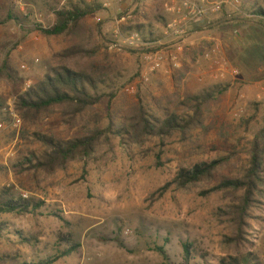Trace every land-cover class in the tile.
<instances>
[{
    "label": "rangeland",
    "instance_id": "obj_1",
    "mask_svg": "<svg viewBox=\"0 0 264 264\" xmlns=\"http://www.w3.org/2000/svg\"><path fill=\"white\" fill-rule=\"evenodd\" d=\"M77 1L36 0L34 4L19 0L21 4H17L14 0H0L1 15L12 8L21 17L28 16L22 24L0 26V61L9 54L12 66L24 79L21 93L60 64L59 55L69 48L73 38L47 37L42 29L52 28L56 11ZM139 1L143 2L126 0V6L135 8ZM143 5L156 35L161 37L164 26L157 18L165 16L164 0H144ZM114 6L113 12L104 8L105 12L86 21L87 36L101 48L102 58L110 57L117 67L118 81L123 84L111 107L104 103L76 119L70 118L68 108L61 107L37 124H25L16 109L18 95L12 85L0 80V100L5 107L11 104L23 121L21 128L14 129L10 119L0 115V123H6V128L0 129V191L9 189L18 198L27 193L28 199L44 203L35 214L2 216L11 234H6L10 242L3 241L0 252L19 250L27 259H47L60 250L56 247L59 234H73L81 248L57 264H186L187 243L193 244L196 251L193 264H219L232 254L225 243L230 230L221 217V209H227L231 199L224 193H209L218 181L199 182L187 189L173 182L181 169H192L234 151L237 155L218 171L217 178L237 176L248 167L249 142L264 126V30L252 24L228 30L214 26L223 15H236L237 9L230 3L223 7L224 14L210 15L205 26L189 37L184 53L178 54L179 67L175 68L169 56L164 55V69L150 72V66L144 64L146 48L109 51V44L117 40L114 32L120 17ZM215 43L222 48L216 58L229 62L224 75L213 60H205L201 53L193 63L187 61L189 71L178 84L176 77L181 75L186 53L192 48L211 49ZM168 69L172 70L170 75L165 72ZM146 72L150 76L148 83L142 80ZM217 85L228 90L205 111L208 131L196 130L187 141L175 135L165 141L154 138L144 146H130L112 137L91 159L74 161L65 171L52 176L22 172L20 164L25 158L45 150L37 134L76 137L106 126L111 117L126 116L139 98L153 109L172 100L182 112L186 107L181 103L187 102L188 94ZM130 86L134 92L127 91ZM253 116L256 121L248 127L245 121ZM250 226V249L264 264V214L255 213ZM17 232L26 238H38L37 248L19 245ZM66 246L63 243L61 249ZM156 246L163 247L168 257L157 252Z\"/></svg>",
    "mask_w": 264,
    "mask_h": 264
},
{
    "label": "trees",
    "instance_id": "obj_2",
    "mask_svg": "<svg viewBox=\"0 0 264 264\" xmlns=\"http://www.w3.org/2000/svg\"><path fill=\"white\" fill-rule=\"evenodd\" d=\"M27 2L36 4V0ZM143 3L144 0L138 2L135 18L125 32L137 31L145 43L156 45L162 38L156 35L154 26L150 24V17L145 12ZM102 12L105 9L99 2L89 3L87 0L70 2L56 11L55 25L50 29H42V32L47 37L73 38L72 44L59 55L60 64L51 68L41 80L23 93L21 87L24 79L12 66L9 54L0 61V80H6L18 95L16 109L25 124H37L50 116L56 108H68L70 118L76 119L104 103H109L110 107L113 105L118 92L123 88V84L118 81L117 67L108 55L101 57V48L86 34V21ZM21 15L19 11L9 8L5 15L0 14V26H6L10 22H26L28 16ZM157 20L163 25L166 24L164 17H158ZM244 24H252L264 30V0H241L235 16L230 18L223 15L214 26L228 30L239 29ZM203 52V47H200L192 48L186 53L181 75L176 77L178 84L189 71L187 61L193 63ZM227 90L226 86L217 85L198 94H188L187 102L181 103L186 107L182 112L175 107L172 100L166 104L159 103L157 109H153L139 98L126 116L111 117L106 126L95 127L70 139L37 134L36 138L45 150L25 158L20 164L22 172L31 171L52 176L58 171H65L74 161L91 159L100 146L110 143L112 137L119 138L123 144L130 146H144L154 138L165 141L175 135H180L187 141L194 131L207 130L205 111L213 103H218ZM5 105L0 100V115H3ZM255 121L256 116H253L245 124L249 127ZM249 146L248 167L237 176L217 178L218 171L237 155L234 151L226 157L192 169H181L173 182L179 188L187 189L199 182L218 181V185L209 193H224L231 199L227 209H221V217L230 230V234L225 236V243L232 254L221 259L219 264H263L261 258L250 249L247 235L255 213L264 214V126L254 133ZM173 183L161 191L167 190ZM43 205V202L34 198H18L6 188L0 191V247L3 241L10 242L6 234H11L10 225L2 219L3 215L35 214ZM16 235L21 246L36 249L40 243L35 236L26 238L20 232ZM63 243H67V246L61 249ZM56 247H60V250L47 259L39 256L27 259L19 250L0 252V264H57L76 254L81 245L75 242L73 234H59ZM155 250L165 258L168 257L163 247L156 246ZM184 253L186 264H193L196 257L194 245L185 244Z\"/></svg>",
    "mask_w": 264,
    "mask_h": 264
},
{
    "label": "built area",
    "instance_id": "obj_3",
    "mask_svg": "<svg viewBox=\"0 0 264 264\" xmlns=\"http://www.w3.org/2000/svg\"><path fill=\"white\" fill-rule=\"evenodd\" d=\"M17 4H21L19 0H14ZM89 3L99 2L105 9H112L114 1L117 6L115 9L120 14L117 19V25L114 32V36L117 40L109 44V51H122L124 47L134 48L137 50H145V63L150 68L148 71L156 72L164 69V55H168L172 65L176 68L179 67L178 54H183L187 40L194 34L197 29L201 26H205L207 19L210 15L220 14L225 5L229 3L233 4L237 9L241 4V0H222L216 2L214 0H164V10L166 14V24L163 28V38L156 45L147 44L143 41L141 34L137 31L127 30L129 24L133 22L134 10H128L126 8V0H87ZM99 21V20H98ZM238 31H235L234 35H237ZM156 46H158L156 48ZM155 48V49H154ZM152 50V51H149ZM222 48L221 44L215 43L211 49H207L203 52L202 57L205 60L214 61V64L219 68V72L226 71L229 62L226 60L216 58L221 55ZM216 58V60H214ZM38 62V60H37ZM145 65V66H146ZM26 69V66H24ZM165 72L170 75L172 70L168 69ZM239 73L238 71L236 72ZM142 80L144 83L150 82V76L146 72L143 74ZM28 84L27 87H31ZM128 92H134L135 88L130 86L127 88ZM9 118L11 125L14 129H19L23 125V121L14 107L10 104L8 107L3 109V115ZM3 121V120H2ZM6 123L3 121L0 123V129L6 128ZM23 199H28L27 193H22Z\"/></svg>",
    "mask_w": 264,
    "mask_h": 264
},
{
    "label": "crops",
    "instance_id": "obj_4",
    "mask_svg": "<svg viewBox=\"0 0 264 264\" xmlns=\"http://www.w3.org/2000/svg\"><path fill=\"white\" fill-rule=\"evenodd\" d=\"M229 4H230V3H229ZM126 8H127L128 10H129V9H130V10L132 9V10L136 11L137 8H138V6H136L135 8H132V7L130 8V7H127V6H126ZM115 10H116V9H115ZM108 11H109V12H113L114 9H108ZM115 12H116V11H115ZM221 14H224V12L221 11ZM217 15H219V14H217ZM214 16H215V15H214ZM164 18L166 19V14H165ZM163 26H164V25H163ZM161 38H163V35L161 36Z\"/></svg>",
    "mask_w": 264,
    "mask_h": 264
}]
</instances>
